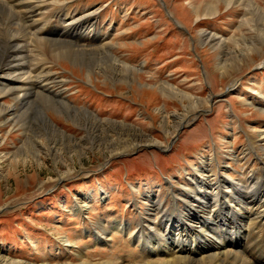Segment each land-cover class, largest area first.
Listing matches in <instances>:
<instances>
[{"label": "rangeland", "instance_id": "1", "mask_svg": "<svg viewBox=\"0 0 264 264\" xmlns=\"http://www.w3.org/2000/svg\"><path fill=\"white\" fill-rule=\"evenodd\" d=\"M55 1L48 0L49 11L62 0ZM208 1L78 0L66 8L68 16L97 10L93 20L105 33L103 45L121 62L109 65L101 55L96 63L70 55L54 60L45 54L50 73L64 79L53 89L64 88L65 100L101 120L96 135H109L118 147L141 145L111 154L107 145L114 139L87 136L92 128L52 108L47 119L71 138L57 134L52 139L43 129L24 133L18 124L0 118V257L29 264L131 259L127 253L135 244L125 234L110 233L111 247L96 242L102 220L107 222L102 229L112 221L137 226L144 195L154 189L167 205L171 192L181 190L202 156L215 155L217 165L227 168L223 175L232 181L262 166L264 151L251 148L264 146V112L259 109L264 108V96L253 94H264V44L259 43L264 17L224 0L207 8ZM253 1L264 12V0ZM202 32L218 34L228 50L215 46L217 38L203 43ZM246 45L253 51L240 50ZM121 63L129 67L126 73L119 69ZM0 101L10 103L11 96L0 94ZM178 118L186 122L176 130ZM150 138L158 145L149 144ZM68 139L70 149L64 146ZM54 141L62 149H50ZM245 148L250 150L244 153ZM104 191L109 197L101 200ZM90 194L89 208L75 213L72 206L88 201ZM256 212L257 205L250 208L251 216L261 221ZM63 238L69 245H62Z\"/></svg>", "mask_w": 264, "mask_h": 264}, {"label": "bare ground", "instance_id": "2", "mask_svg": "<svg viewBox=\"0 0 264 264\" xmlns=\"http://www.w3.org/2000/svg\"><path fill=\"white\" fill-rule=\"evenodd\" d=\"M224 1L228 5L234 3L243 6L246 10L258 14L259 17H264V12L254 4L253 0ZM213 2L215 0H209L205 3L206 7L209 8ZM49 5L47 0H0V94L1 98L11 96L12 101L10 103L0 101V118H4L3 123L12 121V125L18 124L24 133L29 130L35 132L37 129H43L46 132L50 131L52 139L57 134L71 138L47 119V110L52 108L66 112L75 122L85 123L89 129L92 128V132L86 131L87 136L93 133L97 140L114 139L109 138V135L104 138L105 134L96 135L94 130L100 129L101 120L88 109L76 107L65 100L62 95L64 88L53 89V85L60 86L64 79H56L57 77L53 76L52 72L50 73V67L45 65L47 59L44 57L46 54L54 60H60L63 56L70 55L76 59L77 57L84 59L85 62L92 58L96 63L101 55L110 60L109 65H117L121 61L117 60L115 55L113 57L110 46L103 45L105 33L101 32L100 25L93 20L96 15L95 11L83 12L80 15L65 14V17L68 16L70 20L65 26L59 25L62 21L60 9L55 15H50L54 17L56 23L58 22L59 27L49 28L46 21L49 16H43ZM54 33L58 34V39L42 35ZM201 36L204 37L203 43L217 38L215 46L220 47L222 52L228 50L227 41L219 40L218 34L212 36L202 32ZM260 38L259 43L264 44V31ZM252 49L246 45L240 50L251 52ZM121 64L120 70H129L127 64ZM224 64L221 65L222 68ZM33 69L39 71L33 73ZM168 84H162V89L166 88L173 92V87ZM259 92H253V94L259 97L264 96L262 92L261 94ZM192 100L199 102L193 98ZM247 103L253 104L251 100ZM259 109L264 112V108ZM29 119L32 122L27 125ZM185 122V118H178L175 129L177 130ZM114 140H109L110 144L107 145L111 148L109 150L111 154L118 153L125 147L133 148L141 145L138 143L118 147L117 141ZM66 142L64 146L68 148L70 140ZM76 142L72 141V146L78 145ZM56 144L58 142L51 143L50 149H62V145L56 146ZM149 144L158 145L152 138ZM113 145L116 146L113 147ZM256 147H252L251 150L264 151L263 145ZM247 150L250 149L245 148L244 153ZM259 158L262 165L259 169L251 168L248 170L251 171L249 174L232 181L223 175L227 168L217 165L219 163L216 162L215 155L214 158L202 156L200 162L191 168L190 173H187L186 186L184 185L181 190L177 189L175 193L171 192V199L167 205L166 200L160 199L154 189L144 195L145 208L139 211L138 221L135 220L137 226L133 225L132 228L129 222L112 221L110 226L102 229L103 223H107L106 220H102L96 242L111 247L110 241L113 240L108 236L110 233L119 232L121 235L125 234L126 237L123 236L128 239V242L135 244V249L127 253L131 259L110 256L109 260L96 263L235 264L236 260L237 264H264V230L262 229L264 225V157ZM216 166L217 171H215ZM90 197L91 194L86 197L88 201L86 199L84 203L72 206V210L80 214L86 211L89 208L87 202H90ZM108 197L106 191L101 196V200ZM250 203L253 204L249 206ZM255 205H257L255 217L261 221L256 220L250 214V208L253 209ZM225 224L226 226H223ZM61 243L67 245L69 240L63 238ZM246 243L249 244L248 247ZM73 248L75 249L76 246ZM237 250H240L242 254ZM159 257L160 259L165 258L163 263L159 261ZM218 260L220 261L216 262ZM0 264L29 263L0 257ZM81 264H87V262L84 261Z\"/></svg>", "mask_w": 264, "mask_h": 264}]
</instances>
